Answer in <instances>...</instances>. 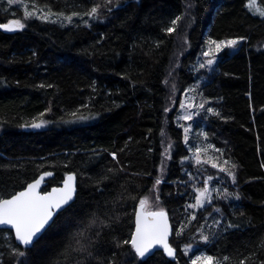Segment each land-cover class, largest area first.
Wrapping results in <instances>:
<instances>
[{
    "label": "trees",
    "instance_id": "1",
    "mask_svg": "<svg viewBox=\"0 0 264 264\" xmlns=\"http://www.w3.org/2000/svg\"><path fill=\"white\" fill-rule=\"evenodd\" d=\"M23 2L58 20L26 17L0 0V24H24L0 30V198L45 172L42 191L72 173L76 195L30 247L0 229V264H193L189 243L212 264H264V16L248 0ZM230 39L236 48L221 50L203 78L200 53ZM193 85L204 101L194 137L209 148L200 155L235 180L208 173L217 199L192 219L187 177L196 172L183 163L175 114ZM150 195L169 215L175 260L159 250L142 260L123 243L139 199Z\"/></svg>",
    "mask_w": 264,
    "mask_h": 264
},
{
    "label": "snow or ice",
    "instance_id": "2",
    "mask_svg": "<svg viewBox=\"0 0 264 264\" xmlns=\"http://www.w3.org/2000/svg\"><path fill=\"white\" fill-rule=\"evenodd\" d=\"M110 2V0H109ZM254 0H248L246 7L250 11H254V14H259L264 16V9H253L252 4ZM9 3H13V0H9ZM100 5L94 6L88 13V16H94L97 12V8ZM34 13H29L25 9V16L33 15ZM73 15H77L73 13ZM42 19H47V16L41 17ZM70 20L71 17H68ZM181 17H176L172 21L173 25H176ZM24 24L20 20H10L7 24H0V29H6L13 31L16 29H22ZM175 29L168 28L166 31L172 33ZM239 39H244L243 37ZM210 44H215V52L219 53L225 47L232 48L235 47L238 43L237 39H230L227 41H210ZM211 52H205L204 55L207 57L211 55ZM214 62L213 59H209L206 62L207 66L212 65ZM205 64H201L200 67L204 68ZM183 102L181 107H183ZM200 107H203L201 105ZM167 111V109H165ZM209 112L214 110L209 108ZM218 114V113H217ZM43 115V114H41ZM75 116V113H73ZM190 116H186L185 119H190ZM83 119V117H81ZM46 121H40V123H33L31 126L39 128ZM187 132V129H185ZM187 139V137H185ZM115 158V153L112 154ZM227 163V161H225ZM213 167L217 165L213 164ZM235 167V165H233ZM221 171L227 172V174L235 180V175L233 172L229 171L227 168H221ZM51 173H44V176H50ZM44 176L40 179H36L33 183H29L23 191L16 192L15 194L10 195V198H0V225H8L11 229L15 231V238L23 245H30L34 242V239L38 237V234L42 229L45 228V225L48 224L50 219L53 216V213L56 209L61 208L62 205L66 204L69 200L72 199L73 187L72 180L73 176L68 175L64 180L63 188H53L50 193H45L41 195L36 189L40 186L41 181ZM211 179V178H209ZM160 179L156 180V184H160ZM207 180L205 185H207ZM199 193L196 197L197 205H200L203 199L207 198V187L202 191L197 189ZM225 194L227 193L225 189ZM159 197H157L158 199ZM149 204V198L147 196L139 199V207L136 210V226L135 231L131 234V240H125L124 244H131L132 249L135 252V255L140 258H144L146 254L150 253V250L154 245H161L164 251L168 256L172 257L175 254V250L168 243L169 228L167 223L166 214L163 210L157 212H147L144 209ZM217 211H219L217 209ZM179 234V233H178ZM203 240H207V236L201 237ZM20 256H23L24 253H18ZM199 259V258H198ZM209 264L213 261L212 257H205ZM229 258L224 257V260L227 261ZM193 264H196L194 261ZM240 264H244V261H241Z\"/></svg>",
    "mask_w": 264,
    "mask_h": 264
},
{
    "label": "rangeland",
    "instance_id": "3",
    "mask_svg": "<svg viewBox=\"0 0 264 264\" xmlns=\"http://www.w3.org/2000/svg\"><path fill=\"white\" fill-rule=\"evenodd\" d=\"M8 2H9V0H8ZM11 4L20 5L24 10V14H25V9H27V11L29 13H34L33 15H30L27 17H35V18L42 19L41 17L47 16L48 20H51V21L52 20H55V21L58 20L57 17H53L50 14H42L43 12H40V11H39V13L36 11H29L28 8L26 7V5L24 4L23 0H13V3H11ZM97 11H98V8H97ZM95 15L89 16V18L92 19L95 17ZM43 20H46V19H43ZM65 21H69V19L66 18ZM20 22L22 23V21H20ZM235 48L236 47H232V48L225 47L222 50L228 49L229 51H233ZM205 52H211L212 54L206 57L204 55ZM218 54L219 53L215 52V44H210V43H208L205 46L204 50L200 53L198 60H197V67L196 68H197V72H199L198 74L203 76V78L208 77L209 72L211 71L213 64L216 60V56ZM209 59H213L214 62L212 65L207 66L206 62ZM201 64H205L206 66L204 68H201L200 67ZM195 89H196V87H195V85H193L184 94L180 95V97L178 98V100L176 102L177 103V109L176 110H178V111L175 114L176 123L181 128V131H182L183 137H184V141H185L186 147L188 149V156L183 161V163L190 164V166L193 167L194 171L196 172L195 177L192 174H190L189 177H187L189 179V182L191 183L192 191L194 192V198L188 206L189 209L192 211V219L194 217L195 212L203 209L204 207L206 208L207 206L212 205L214 203V201L217 199L216 198L217 187L210 185V181L215 178L214 173H212L213 176L208 174V173L212 172L213 169H215L216 171H219L222 168L220 165H218L216 163H213V164L217 165V167H213V164L210 165L200 155L201 151L207 152L209 150V148H208V145L206 143H204L202 139L200 140V139H196V137H194L195 136L194 134H196L195 133L196 132L195 125L197 124L198 121H200L201 110L203 108L200 106L204 105V101L202 100L200 95L193 93V91ZM182 102L184 105L183 107H181ZM171 103H170V106H171L170 109H172V107L175 103V100H172ZM186 116H190L191 118L185 119ZM33 128H35V127H33ZM185 129H187V132L185 131ZM185 137H187V139H185ZM164 152H167V150H165ZM166 155H167V153H166ZM225 175L229 176L228 174H225ZM223 177H224V175H223ZM209 178H211V179H209ZM229 179L232 181L230 183V185L233 186V183H234L233 179L232 178H229ZM206 180L208 181L207 185H205ZM205 187H207V190H208L207 198L203 199V201L200 205H197L196 197L199 194L197 192V189L202 191ZM147 197L149 198V204L145 208V211L146 210L158 211V210L162 209V207L156 201L153 200L151 195L147 196ZM6 237H7V234L5 233L2 238H6ZM198 245L199 244H197V243H189V245H187L185 248L189 253H191V256L189 255L191 262L195 261L196 263L209 264V262L206 259H204L207 256H205V254L203 252L197 250Z\"/></svg>",
    "mask_w": 264,
    "mask_h": 264
},
{
    "label": "water",
    "instance_id": "4",
    "mask_svg": "<svg viewBox=\"0 0 264 264\" xmlns=\"http://www.w3.org/2000/svg\"><path fill=\"white\" fill-rule=\"evenodd\" d=\"M5 24H7V23H5ZM0 30H2V31H8V32H9V30H6V29H0ZM45 173H46V172H45ZM47 173H51V172H47ZM68 175H72V176H73V180H72V182H71L72 187H73L72 199L69 200L66 204L62 205L61 208L56 209V210L54 211L52 218L50 219V221L48 222V224L45 225V228L42 229L41 232L38 234V237L34 239V242H35V241H36V240H37V239L43 234V232H44V231L46 230V228L50 225V223L52 222V220L54 219V217L56 216V214L59 213L60 211H62L66 206H68V205L74 200L75 195H76V178H75V175L72 174V173L67 174V175L64 177L63 181L61 182V184H60L59 186H53V187H50V188H49L48 190H46V191H42V189H43V187L46 185V181L52 176V173H51L50 176H44V173H41L40 175H38V177H36V179H40L42 176H44L43 180L41 181L40 186L36 189L37 192H39L41 195H43V194H45V193H50V192L52 191L53 188H58V189L63 188V187H64V180L67 178ZM36 179H34L33 181H31V182H29V183H33ZM29 183H28V184H29ZM28 184H27V185H28ZM27 185H26L22 190H20V191H23V190L27 187ZM18 192H19V191H18ZM7 198H10V196L7 197ZM5 199H6V198H5ZM138 207H139V205L136 207V210H137ZM158 211H160V210H158ZM163 211H164V210H163ZM147 212H157V211H147ZM164 212H165V214H166L167 223H168V228H169V235H168V243H169V238H170V236H171V234H172V225H171V222H170V219H169V215H168V213H167L166 211H164ZM135 226H136V211H135V216H134V226H133V230H132V232L135 231ZM0 229H2V230H9V231L12 233V236H13V238H14L15 243L18 244V245H20V246H23V247H26V248H27V247H30V246L34 243V242H33L32 244L27 245V246L21 244V243L15 238V231H14V229H11V227L8 226V225H0ZM131 234H132V233H131ZM130 240H131V237H130ZM158 250H159V251H162V253L164 254V256H165L166 258H168V259H170V260H175V254H176V252H175L174 256L170 257V256L167 255V253L164 251V249H163V247H162L161 245H154L153 248L150 250V253L146 254V256H145L144 258H140V257H139V258L142 259V260H144V259H146L147 257H149L150 255H152L155 251H158Z\"/></svg>",
    "mask_w": 264,
    "mask_h": 264
}]
</instances>
